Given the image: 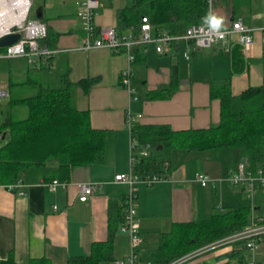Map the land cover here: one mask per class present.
<instances>
[{
  "label": "crops",
  "instance_id": "crops-1",
  "mask_svg": "<svg viewBox=\"0 0 264 264\" xmlns=\"http://www.w3.org/2000/svg\"><path fill=\"white\" fill-rule=\"evenodd\" d=\"M74 1L49 0L43 4L37 20L46 27L50 45L56 52L48 64L30 66L26 62V69H40L42 81L49 87L58 86L59 76L67 73L73 84V106L89 112L92 128L106 132L104 159L98 166L73 169L69 180L54 190L48 189L46 184L52 180L41 167L29 168L20 177L23 195L17 194V187L11 191L0 187V259L12 254L16 264H25L29 258H47L52 264H67L70 258L88 256L92 244L108 241L109 218L121 214L118 207L127 191L125 185L114 182L116 174L129 170L130 133L124 122L126 112L134 119L131 130L134 136L133 128L145 125L168 126L173 131L204 129L219 122V101L209 96L212 85L229 78L234 94L247 87L264 88V46L258 34L246 55L238 47L248 64L242 73L230 76V56L216 47L191 52L190 59L185 60L182 53L187 46L184 39L187 26L176 23L172 28L177 39V52L174 55L158 54L155 45L148 43L143 59L134 60L132 65L134 93L130 96L120 85V74L127 67V57L122 51L82 49L84 33ZM125 3V0H99L95 26L113 27L119 33H128L117 24V12ZM210 3L212 21L222 28L238 18L248 27L264 26V0H248L236 11L231 0H211ZM174 68L178 85L170 96L150 98L151 92L169 89ZM42 70L47 71L45 79ZM50 75L52 83L47 79ZM82 81H89V86L84 88ZM6 88V83L0 85V91L5 94ZM10 113L0 124L8 121ZM137 140L140 144L149 143L155 151L167 152L163 157H153L151 152L146 159H163L169 164L167 181L137 187L140 264H150L159 234L169 231L172 223L202 221L226 209L249 206L244 201V189L229 182L243 159L238 150L218 148L184 152L168 150L162 142ZM144 167L147 169L146 165ZM159 169L152 164L149 170ZM195 172L208 177L207 186L202 187L194 180ZM86 182L94 184L95 192L86 202H81L78 199L79 186ZM249 207L254 218L261 217L256 215L255 205ZM118 228L111 236L112 259L100 264H117L128 256L129 235ZM199 259L204 264L248 260L264 264V243L259 242L253 252L231 245V248L216 253L207 252ZM194 263L195 260H190L183 264Z\"/></svg>",
  "mask_w": 264,
  "mask_h": 264
},
{
  "label": "trees",
  "instance_id": "trees-1",
  "mask_svg": "<svg viewBox=\"0 0 264 264\" xmlns=\"http://www.w3.org/2000/svg\"><path fill=\"white\" fill-rule=\"evenodd\" d=\"M36 14L31 19H39L43 4L49 0H39ZM125 6L117 12V24L120 29L139 37L141 18L148 20L152 31L167 30L173 34L176 23L203 25L212 9L209 0H125ZM248 0H231L236 11ZM52 49L51 38L47 34L42 41ZM146 44H137L132 48L134 60L143 59ZM5 48H0L3 53ZM231 59L230 76L240 74L246 68L239 48L234 47L228 53ZM3 60V59H2ZM13 60H4L7 65ZM23 78L14 81L11 71L7 75L6 96L10 105V118L0 124V134L6 142L0 147V186L14 183L29 169L41 167L50 180L67 182L70 173L78 167L98 166L103 163L106 145V132L94 129L90 125L88 111H79L72 104V82L67 73L59 76L56 87L44 84L40 69L27 68ZM84 88L89 81L80 82ZM168 90L149 94L152 99L167 98L178 85L177 71L174 68L170 76ZM30 88L32 94L19 96L14 88ZM210 99L219 101V122L204 129L173 131L168 126L145 125L133 128L141 142H162L168 150L205 152L218 148L238 150L246 160L247 172L264 170V88L247 87L234 94L229 78L210 87ZM25 107L26 115L15 118L14 110ZM163 159L142 160L140 165L147 169L153 165L160 167ZM169 165V164H168ZM169 167V166H168ZM124 201V198H123ZM117 206L116 203H113ZM123 202L118 207L121 214L109 218L108 241L92 244L88 256L70 258L67 264H100L112 259L111 236L123 221ZM249 206L226 209L212 214L202 221L175 222L169 231L160 233L157 245L151 252L150 264H169L198 249L205 248L222 239L245 232L252 226L254 217ZM253 239L264 243V233ZM247 239L239 240L232 246L246 248ZM0 264H16L13 255L0 259ZM25 264H52L47 258H29Z\"/></svg>",
  "mask_w": 264,
  "mask_h": 264
},
{
  "label": "built area",
  "instance_id": "built-area-1",
  "mask_svg": "<svg viewBox=\"0 0 264 264\" xmlns=\"http://www.w3.org/2000/svg\"><path fill=\"white\" fill-rule=\"evenodd\" d=\"M209 0V4H210ZM33 0H0V40L12 34H19V39L4 47L5 51L0 53V59L13 60L25 59L30 65L38 63L48 64L56 50L48 49L42 44L47 35L46 27L37 19H31L30 13ZM74 4L78 10V17L81 29L84 33L81 47L84 50L106 48L114 52L122 51L127 57V67L120 74V85L130 96L134 89L131 86L132 65L134 63V54L132 48L137 44L153 43L155 51L158 54L174 55L177 50V39L173 34L167 31L153 32L148 20L141 18L139 27V37L136 39L131 32L119 33L113 27L97 28L94 19L99 9V0H75ZM259 35V41L264 46V26L253 28L245 26L241 19L232 20L226 28L218 26L212 21L211 13L203 25H191L185 29L184 39L187 42L186 49L182 56L185 60L190 59V53L199 49L218 48L229 53L234 47H239L244 55L253 47L255 35ZM4 91H0V97L5 96ZM135 99V98H134ZM124 122L130 133L129 140V170L124 174H116L114 182L126 186V193L123 201V221L119 226V231L128 233L130 238V252L128 256L117 264H140L138 250L140 247V224L136 214L137 187L141 184L150 186L161 181H167L166 171L168 163L164 161L158 171H150L144 165H140L142 160H146L151 154V145L149 143L140 144L137 138L132 134L134 119L129 112L124 115ZM194 180L202 187L209 183L206 175L195 172ZM229 182L232 185L241 186L245 193L252 198L255 190L261 188L264 190V170H257L255 173L247 172L243 164H239ZM62 182L52 180L47 185L48 189L54 190ZM64 185V183L62 184ZM8 191L17 187L18 195H23V184L20 179L14 183L0 186ZM95 192L94 184L86 182L79 186V201L86 202ZM264 233V218H255L252 226L245 232L222 239L205 248L198 249L186 256L179 258L169 264H183L190 260H195L194 264H204L199 257L211 250L231 245L239 240L247 239L246 249L253 252L258 241L253 236ZM199 259V260H197ZM229 264H259L253 260L230 262Z\"/></svg>",
  "mask_w": 264,
  "mask_h": 264
},
{
  "label": "rangeland",
  "instance_id": "rangeland-1",
  "mask_svg": "<svg viewBox=\"0 0 264 264\" xmlns=\"http://www.w3.org/2000/svg\"><path fill=\"white\" fill-rule=\"evenodd\" d=\"M39 7H40V1L39 0H33L32 8H31V14L32 15L36 14ZM18 63L21 65H19ZM26 64L27 63H26L25 59H18V60L11 61L9 63V65H7L4 60L0 59V85L5 86V83L7 82L8 71L9 72L11 71V73H13L12 77H13L14 81H20L23 78L24 70L26 69V67H28ZM41 72H42L43 77H44V74L47 73V71H45V70H42ZM53 78H54V75H53ZM44 79H45V77H44ZM47 79L50 83H52V76L51 75L48 76ZM13 92L19 96H25V97L32 94V91L30 88H24V87L23 88L22 87H16V88H14ZM9 112H10L9 100H8L6 95L1 96L0 97V121H2L5 117H7ZM13 114H14L15 118H23L26 115V108L25 107H17V109L14 110ZM5 142H6V139L4 137H2V135L0 134V147ZM151 152L153 154V157H156L157 155L163 157L164 155L167 154L166 150L155 151L154 147H152ZM244 198H245L244 201L246 204H248L249 206H250V204L253 206L255 205L257 207V211H255L257 216H261V217L263 216L264 217V190L263 189L257 188L253 194L252 199H250L248 194H246V196ZM224 248H231V245H224L222 247H217V248L211 250L209 252V254L219 252L220 250H222Z\"/></svg>",
  "mask_w": 264,
  "mask_h": 264
},
{
  "label": "water",
  "instance_id": "water-1",
  "mask_svg": "<svg viewBox=\"0 0 264 264\" xmlns=\"http://www.w3.org/2000/svg\"><path fill=\"white\" fill-rule=\"evenodd\" d=\"M18 39H19V34L7 35L0 40V48H4L6 46H9V45L15 43ZM241 164H243V165L245 164L244 158L241 160Z\"/></svg>",
  "mask_w": 264,
  "mask_h": 264
},
{
  "label": "clouds",
  "instance_id": "clouds-1",
  "mask_svg": "<svg viewBox=\"0 0 264 264\" xmlns=\"http://www.w3.org/2000/svg\"><path fill=\"white\" fill-rule=\"evenodd\" d=\"M0 15H3V13H0Z\"/></svg>",
  "mask_w": 264,
  "mask_h": 264
}]
</instances>
